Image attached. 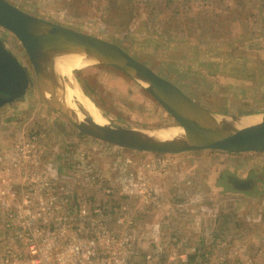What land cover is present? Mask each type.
<instances>
[{
	"label": "rangeland",
	"instance_id": "rangeland-1",
	"mask_svg": "<svg viewBox=\"0 0 264 264\" xmlns=\"http://www.w3.org/2000/svg\"><path fill=\"white\" fill-rule=\"evenodd\" d=\"M7 1L34 16H43L117 44L216 114L258 113L254 116H260L264 112V0ZM37 1L46 6L42 7ZM46 7L48 10L43 11ZM125 10L131 11L129 22L126 17L123 21L120 19ZM0 38L30 73V85L24 96L0 109V123L20 125L23 138L17 142L31 136L38 138L34 147L38 153L30 157L32 162L25 168L39 170L47 180L52 178V184L64 187L61 191L57 187L47 190L55 197L52 212L44 209L32 213H41L49 221H68V213L77 203L86 200L91 206L102 204L106 199L105 221L137 218L140 228L149 231L152 222L145 221L138 213L139 191L144 186L154 188L152 185L159 175L166 173L167 178L159 180L167 179L169 183V187L161 188L159 199L168 193L172 200L173 195L176 200L182 196L192 197L191 202L186 200L185 204H191L194 210L198 206L195 199L206 186L222 184L225 189L247 190L251 183L255 184L252 173L264 171V158H258L262 154L255 152L247 156L248 152L204 149L153 154L111 145L82 133L81 136L41 97L28 57L17 37L0 26ZM69 76L107 124L143 130L176 126L174 119L143 86L114 67L90 65L71 70ZM76 105L85 112L79 103ZM233 177L248 180L249 187L242 188L228 181ZM107 187L110 194H102ZM23 191V187L16 190L19 199ZM259 197L260 194L255 202ZM195 201L197 203H193ZM261 209L255 204L254 214ZM97 218L89 215L86 221H97ZM5 219L6 211L0 209V221ZM160 223L164 224L159 225V232L171 230L177 242L186 241L184 248L196 246L200 252L207 253L205 257L190 254L193 264L225 263L221 250L229 249L230 243L216 235V228L227 232L226 235L239 233V239L231 245L237 247L239 243V246L255 248L256 254H252L255 258L251 256L258 264L264 262V221H220V229L215 221ZM142 241L146 247L151 237L146 236Z\"/></svg>",
	"mask_w": 264,
	"mask_h": 264
},
{
	"label": "water",
	"instance_id": "water-1",
	"mask_svg": "<svg viewBox=\"0 0 264 264\" xmlns=\"http://www.w3.org/2000/svg\"><path fill=\"white\" fill-rule=\"evenodd\" d=\"M0 15L22 45L30 62L41 97L75 129L89 137L128 150L153 154H179L204 149L226 152L264 153V120L247 121L258 114H216L198 104L174 82L134 59L117 44L27 13L0 0ZM77 48L84 51H106L111 59L102 64L125 73L143 88L174 119L176 133L166 139L149 138L133 133L134 129L101 124L85 112L70 109L64 100L44 81L43 49ZM30 85V73L18 57L0 39V109L24 96ZM264 115L263 113H260ZM170 127L161 128L166 130ZM143 130V129H139ZM194 139L191 141V138Z\"/></svg>",
	"mask_w": 264,
	"mask_h": 264
},
{
	"label": "built area",
	"instance_id": "built-area-1",
	"mask_svg": "<svg viewBox=\"0 0 264 264\" xmlns=\"http://www.w3.org/2000/svg\"><path fill=\"white\" fill-rule=\"evenodd\" d=\"M37 140L31 136L14 145L13 166L21 165L15 173L24 188L17 208L1 197L7 194L13 199L18 195L10 181L0 186V209L6 211V219L0 221V264H193L190 254L207 255L196 246L184 248L186 241L177 242L174 235L161 239L158 228L155 232L141 229L140 221H105L106 199L92 207L86 200L77 203L71 207L68 221H49L41 213H32L44 209L52 212L55 197L47 190L64 188L52 184V178L47 180L39 170L25 168L32 162L30 157L38 153L34 149ZM0 181L5 179L0 176ZM142 188L148 198L154 195L153 188ZM102 194H110L108 187ZM89 215L98 216L97 221H86ZM146 236L151 237V243L144 247L142 239Z\"/></svg>",
	"mask_w": 264,
	"mask_h": 264
},
{
	"label": "crops",
	"instance_id": "crops-1",
	"mask_svg": "<svg viewBox=\"0 0 264 264\" xmlns=\"http://www.w3.org/2000/svg\"><path fill=\"white\" fill-rule=\"evenodd\" d=\"M37 2L40 3L41 1ZM30 3L31 1L29 4ZM41 5L44 7L46 6V3L41 2ZM40 10L41 9L39 6V11ZM46 10H48L47 7L43 9V11ZM38 17L42 18L43 16ZM214 60H218V58H214ZM14 126L18 129H15ZM22 135L23 131L20 125L0 123V176L5 179L4 182L0 181V186H4L10 181V185L13 186L14 190L18 191L21 189L22 182L20 179L21 177L17 176L15 173L18 168L13 166L14 159L16 158L14 145L17 141L23 138ZM255 153L262 154L258 155V158H264L263 152ZM252 154L253 153L249 154L248 152L245 155L251 156ZM226 156L227 155L225 153L224 157ZM10 172H12L13 175H9ZM208 173H211V171ZM252 174H254L252 176L255 178V184L251 183L249 187L248 183L246 186L249 188L252 187L251 189L247 188V190L243 191L236 190V188L225 189L222 184H218V186H206L204 188V192H202V194L199 193L198 198L195 199L198 202L197 208L192 210L191 204H185L186 200L191 202L192 197L186 199L185 196H182L180 199L176 200V195H173L175 197L173 201L170 199L171 197L168 195V193L166 195L167 197L163 196L165 200H162L163 198L159 199L160 197L158 194L162 193L161 188H163V185H167L169 187L167 179H164V182L159 180L160 178H167L166 173H164L162 176L159 175L157 177L158 179H156L153 183L152 186L154 187V195L151 198H148L143 193V191L139 192L141 195V201L137 205L139 210L138 213H141L145 221L152 222L150 224L151 227L149 230L152 232H155L159 225L162 226V224H164H161L160 221H215L214 224L219 229L220 221H264V171H254ZM258 174H261V176ZM259 194L260 197L257 198L258 200L255 202L256 197ZM1 197L6 199V201H9V203L12 204L14 208H17L20 203L19 194L15 195L13 199L7 194L2 195ZM197 202L195 201L193 203ZM255 204L262 207V211L260 212L259 210L258 214L256 215L254 214L256 213ZM132 220L136 221L137 218ZM214 230L216 231V235H221L222 238L228 240L230 243V245H228L230 246L229 249L221 250L223 253V258H225L224 264H258L253 259L255 256L252 255L255 253V248H250L249 246L245 245L239 246V243H237V247L234 246V244L231 245V243L239 239V233L234 231L226 235L227 232L222 231L221 229V231L217 228ZM159 234L160 235L158 236L161 239L167 237L168 235H176L171 230L159 232ZM259 264H264V262Z\"/></svg>",
	"mask_w": 264,
	"mask_h": 264
},
{
	"label": "bare ground",
	"instance_id": "bare-ground-1",
	"mask_svg": "<svg viewBox=\"0 0 264 264\" xmlns=\"http://www.w3.org/2000/svg\"><path fill=\"white\" fill-rule=\"evenodd\" d=\"M0 23L7 25L8 23L0 15ZM41 57L44 60V81L46 85L53 89L65 102L67 107L76 111V102L81 108L96 122L105 124L103 117L94 107L91 101L82 93L73 77L69 76L71 70L81 69L90 65L104 64L110 61L111 57L106 51L91 50L84 51L77 48L59 49L50 48L43 49ZM32 85V84H31ZM38 93V92H37ZM264 120V115L249 116L247 121L257 122ZM177 131V127H170L166 130H139L134 129L133 133L139 136L149 138L166 139L172 137ZM194 137L191 138V141Z\"/></svg>",
	"mask_w": 264,
	"mask_h": 264
},
{
	"label": "flooded vegetation",
	"instance_id": "flooded-vegetation-1",
	"mask_svg": "<svg viewBox=\"0 0 264 264\" xmlns=\"http://www.w3.org/2000/svg\"><path fill=\"white\" fill-rule=\"evenodd\" d=\"M0 95H1V93H0ZM228 181H230L231 183H233L235 185H238L239 187H242V188H246V186H247V184L249 182L248 180H245V179H235V177H233L231 179L228 178Z\"/></svg>",
	"mask_w": 264,
	"mask_h": 264
},
{
	"label": "trees",
	"instance_id": "trees-1",
	"mask_svg": "<svg viewBox=\"0 0 264 264\" xmlns=\"http://www.w3.org/2000/svg\"><path fill=\"white\" fill-rule=\"evenodd\" d=\"M110 2H116V0H110ZM167 3H169V2H167ZM121 16V20L123 21V19H124V17H126V20L129 22L130 20H131V11L130 10H125V12H122V15H120ZM175 16V15H174ZM173 16V17H174ZM121 24H123V22L121 23ZM222 73H224V72H222ZM84 92L87 94V92L84 90ZM81 136H82V134L81 133H79Z\"/></svg>",
	"mask_w": 264,
	"mask_h": 264
}]
</instances>
